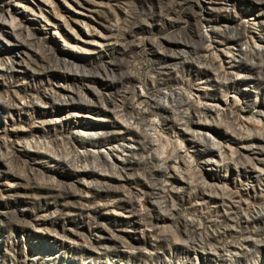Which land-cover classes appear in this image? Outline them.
Wrapping results in <instances>:
<instances>
[{
    "label": "rangeland",
    "instance_id": "obj_1",
    "mask_svg": "<svg viewBox=\"0 0 264 264\" xmlns=\"http://www.w3.org/2000/svg\"><path fill=\"white\" fill-rule=\"evenodd\" d=\"M0 264H264V0H0Z\"/></svg>",
    "mask_w": 264,
    "mask_h": 264
}]
</instances>
